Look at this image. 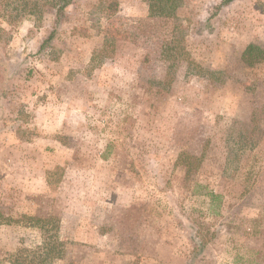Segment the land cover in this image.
<instances>
[{"label": "rangeland", "instance_id": "obj_1", "mask_svg": "<svg viewBox=\"0 0 264 264\" xmlns=\"http://www.w3.org/2000/svg\"><path fill=\"white\" fill-rule=\"evenodd\" d=\"M221 1L75 0L42 50L0 0V264H264V0Z\"/></svg>", "mask_w": 264, "mask_h": 264}, {"label": "trees", "instance_id": "obj_2", "mask_svg": "<svg viewBox=\"0 0 264 264\" xmlns=\"http://www.w3.org/2000/svg\"><path fill=\"white\" fill-rule=\"evenodd\" d=\"M19 6V0H6ZM148 4L150 15L157 18H175V12L180 7V0H143ZM233 0H222L220 6L228 5ZM39 8L51 9L53 11L54 23L48 34V37L43 41L42 50L50 43L57 33L58 27L67 9L73 5L75 0H40ZM34 15L27 13L25 17L31 18ZM264 59V51L256 46L249 45L242 54V61L248 66H253L255 63ZM207 197L210 202L214 203L219 198L215 193H208ZM40 222V220H37ZM60 257V250L53 244H50L40 249H21L11 261V264H51L54 260Z\"/></svg>", "mask_w": 264, "mask_h": 264}]
</instances>
